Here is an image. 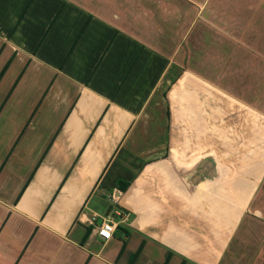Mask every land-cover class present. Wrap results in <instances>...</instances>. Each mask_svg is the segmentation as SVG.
<instances>
[{"label": "crops", "instance_id": "crops-1", "mask_svg": "<svg viewBox=\"0 0 264 264\" xmlns=\"http://www.w3.org/2000/svg\"><path fill=\"white\" fill-rule=\"evenodd\" d=\"M219 1L0 0L2 78L23 68L0 113L42 90L0 158V264L222 263L263 185L264 120L206 68L263 83L264 28ZM115 163L136 175L123 193L101 185ZM106 219L128 235L103 241Z\"/></svg>", "mask_w": 264, "mask_h": 264}, {"label": "rangeland", "instance_id": "rangeland-1", "mask_svg": "<svg viewBox=\"0 0 264 264\" xmlns=\"http://www.w3.org/2000/svg\"><path fill=\"white\" fill-rule=\"evenodd\" d=\"M215 1L216 0H211V2H209V5L211 7L215 6ZM219 2L220 4L223 3L222 9L224 10L225 14H227V16H229V14L230 16H232L234 13L238 14L239 20L236 19L234 20V22L236 21V23H241L243 25H253L255 27V30L257 29V31L259 30V28H264V0H220ZM130 3L131 7L133 6L131 8V11H133L135 4L132 3V1ZM89 5L92 6V3H90ZM207 8L210 7L206 6V9ZM102 12L109 14V12ZM157 20L161 21V19ZM207 21L211 22V20ZM148 22H150L151 25H149L151 27H147L152 29L156 28L152 27L155 23V19L148 20ZM174 25L176 26V24ZM220 27L222 26L220 25ZM227 27L229 26L221 28L222 33L225 32L224 30H226L225 28ZM163 28L164 25H158L157 27V29ZM147 31L148 30H146V32ZM195 31L197 32L196 29ZM151 33L155 42V33L154 31ZM196 38H198L197 34L194 35V41L192 42V44H185L187 47H189V56L193 59L191 63L196 61L199 57L198 47L200 44L198 43ZM211 55L213 56L212 52ZM22 69L23 68L17 69L15 67L13 71H17V74H12V69H10L8 75L2 78L0 82V105L4 101V98L7 97V93L13 88L16 81L18 82V80L20 79L19 77L21 75V72L19 71H22ZM1 70L2 67L0 65V71ZM206 70L208 71V73L218 76L217 82L221 83L222 81V83H224L223 87L227 88L233 93H237L243 98H247L248 103L251 102L253 104L252 107L254 109V112L257 113L255 114V116L257 115L260 118L262 117L264 120V82L263 84L257 82H255L254 84H247L243 82V78L241 77L240 79L239 77H237L233 81L225 82V79L222 80L223 76L232 77L237 75L236 72L233 71L234 69H232L231 72L230 67L210 65L206 68ZM241 76H243V74ZM19 85H17L14 96L11 97V100L1 110L0 113V158L2 160L7 157L6 151L9 148V144L13 141L14 137L17 138L23 130L24 124L28 120L26 117L36 111L38 103L40 102L38 97H40V99L42 97V90L40 89L39 84H34V81L27 82L26 80L24 83H21ZM45 138H47V136ZM38 140H34L35 147L40 146L41 144L38 142ZM29 144L26 143L24 145L26 146V150L29 149ZM17 159L19 161L20 167H22L23 169L25 167V163L22 157H18ZM12 169V164L8 165L6 174H12ZM31 169L32 168L29 169V172ZM27 170L28 169L26 167V169L21 172H27ZM6 177L9 176L4 174L2 178ZM21 181L22 180L20 178L13 179V183H18V186L20 185ZM0 182L2 186H5V180L1 179ZM247 208L248 209L246 215L244 218H242V221L235 233L233 242L229 246V250L221 264H264V191L261 193L259 190L258 193L255 194L253 203Z\"/></svg>", "mask_w": 264, "mask_h": 264}, {"label": "trees", "instance_id": "trees-1", "mask_svg": "<svg viewBox=\"0 0 264 264\" xmlns=\"http://www.w3.org/2000/svg\"><path fill=\"white\" fill-rule=\"evenodd\" d=\"M54 21V20H53ZM88 22V20H87ZM86 25V24H85ZM85 27V26H84ZM83 27V28H84ZM82 28V29H83ZM82 32V30H81ZM80 32V33H81ZM76 42L73 43L72 47H71V51H72V48L74 47ZM70 53V52H69ZM8 67V63L3 67V69L1 70L0 72V79L2 78L5 70L7 69ZM210 76L214 75V74H209ZM237 77L239 76H223L222 80H224L225 82L227 81H233L234 79H236ZM240 79V77H239ZM243 82L246 83L244 81V78H243ZM257 83H262V82H257ZM263 84V83H262ZM221 85L223 86L224 83H222L221 81ZM225 88V87H224ZM227 89V88H226ZM228 90V89H227ZM230 91V90H229ZM232 92V91H231ZM252 92V91H251ZM168 115V114H167ZM140 170V168H139ZM136 177L135 174H132L131 171L126 168V167H120V168H116V163L115 165L113 166V168H111L107 174L105 175L101 185L106 188L108 191L111 192V190H113V188H116L117 190L121 191L122 193L125 192L128 187L130 186V184L132 183V181L134 180V178ZM264 184V183H263ZM264 191V185H262V187L260 188V192L262 193ZM117 233L118 232H124L125 235H128V232L126 230H124V228L122 226H120L119 224L116 226V230H115ZM90 232V229H87L86 230V233H85V237H84V240L86 239V237L88 236ZM142 249V245L139 247V249L136 251L135 255L133 256V260L134 261L136 259V257L138 256V254L140 253ZM170 255V253H169ZM170 260V257L167 256L165 258V260L163 261L162 264H168ZM182 264V263H181Z\"/></svg>", "mask_w": 264, "mask_h": 264}, {"label": "built area", "instance_id": "built-area-1", "mask_svg": "<svg viewBox=\"0 0 264 264\" xmlns=\"http://www.w3.org/2000/svg\"><path fill=\"white\" fill-rule=\"evenodd\" d=\"M116 226L117 224L112 219L103 220L102 224L96 230L98 237L103 241H109L116 230Z\"/></svg>", "mask_w": 264, "mask_h": 264}]
</instances>
